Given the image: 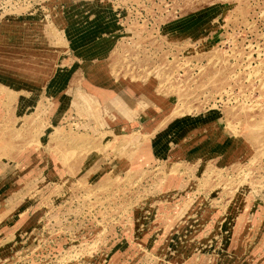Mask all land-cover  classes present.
Returning <instances> with one entry per match:
<instances>
[{
    "label": "rangeland",
    "instance_id": "1",
    "mask_svg": "<svg viewBox=\"0 0 264 264\" xmlns=\"http://www.w3.org/2000/svg\"><path fill=\"white\" fill-rule=\"evenodd\" d=\"M0 264H264V0H0Z\"/></svg>",
    "mask_w": 264,
    "mask_h": 264
},
{
    "label": "crops",
    "instance_id": "2",
    "mask_svg": "<svg viewBox=\"0 0 264 264\" xmlns=\"http://www.w3.org/2000/svg\"><path fill=\"white\" fill-rule=\"evenodd\" d=\"M107 87H108V90L112 89L110 83L109 84H106ZM113 91L110 90V92H108L106 94V97H104V100H103V104H104V107L106 109H109L111 111V118L108 117V119L111 120V122H114L116 125H118V123H120V118H126L128 119V122H132L134 119H137V115H139L138 113L139 112H143V113H151L153 112L154 108H156V103L154 101H150L151 98H148L147 100H149L148 102H140V98L139 96H135V95H129V93L127 92H124L126 94H128L126 97L124 96V93L121 91V92H118L117 93V96L116 95H112ZM81 96L84 98L85 102L88 104V107H89V102H91V99L89 97H86L87 95H84L81 93ZM152 103V104H150ZM149 104V105H148ZM153 106V107H147L149 108V110L146 111V107L145 106ZM96 107V104L94 103V105H91L90 103V107H89V110L92 109V107ZM158 107V106H157ZM93 110V109H92ZM142 110V111H141ZM95 111V110H94ZM99 111V109L97 110ZM91 114V112H90ZM134 116V117H132ZM122 120V119H121ZM124 121V120H123ZM127 121V120H126ZM128 122H122L123 125L122 127L120 126H115V129L112 128L111 130H107V132H112L113 134L115 135H119V133H121V131L124 129V128H128L129 129V132H133V130H131L130 128L132 127L130 123ZM133 124V122H132ZM114 125V124H112ZM115 130V131H114ZM106 132V133H107ZM123 134H126L125 132H122Z\"/></svg>",
    "mask_w": 264,
    "mask_h": 264
}]
</instances>
